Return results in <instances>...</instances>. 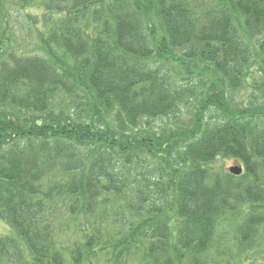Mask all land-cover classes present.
<instances>
[{
	"label": "trees",
	"instance_id": "obj_1",
	"mask_svg": "<svg viewBox=\"0 0 264 264\" xmlns=\"http://www.w3.org/2000/svg\"><path fill=\"white\" fill-rule=\"evenodd\" d=\"M263 54L264 0H0V264H264Z\"/></svg>",
	"mask_w": 264,
	"mask_h": 264
},
{
	"label": "rangeland",
	"instance_id": "obj_2",
	"mask_svg": "<svg viewBox=\"0 0 264 264\" xmlns=\"http://www.w3.org/2000/svg\"><path fill=\"white\" fill-rule=\"evenodd\" d=\"M31 12H33L35 14H41L42 10L41 9H39V10L33 9V11H31ZM12 16L14 19L18 18L13 13H12ZM31 36L32 37H30L28 35V33L24 32V34H22L18 38L19 44L24 46L23 48H21L19 46V50L30 49L31 44L32 45L36 44L35 34H31ZM263 56H264V54H263ZM254 70L256 71L255 73L259 76L260 70H262V69L256 65L254 67ZM196 72H197V74L200 73V71H198V70ZM211 82L213 84L215 82V79H212ZM254 89L255 88L251 83L246 82V84L242 88H240L236 91H232V94H233V97L236 99L237 102H239V103L241 102L242 104L244 103V104L248 105V104H250L251 101H254V99H255V95L252 96ZM198 91H200V90H198ZM195 101L196 100H194L193 98L192 99H184L182 102L183 111H182L181 115L177 116L176 118H169V119L168 118H164V119L159 118L158 120L150 121V123L147 124V127H148V129H151L154 132V136L151 138L155 139V137L158 138V136H161L160 134H162L164 132V130H161L164 124L168 125L170 123V125H171L174 123L173 124V125H175L174 129H173L174 133L170 132L169 134L171 136H173L172 139L175 140L177 142V144H180L181 142H183L184 141V138H183L184 134L187 135L186 129L193 125V120L195 119V115H196L195 112H196V108L198 107V103H196ZM56 102L58 103V105H62L63 107H66V100H65L64 96L58 95ZM108 117L110 118V120L112 122V114ZM143 126H144L143 122L140 123V127H143ZM159 130H161V131H160V133L157 134L158 136H156L155 133H157ZM149 135H150V133H147L144 131L142 132V135L139 134L140 137L141 136L149 137ZM166 135H168V134L166 133ZM165 157H166L165 159H159V160L161 162L168 164V160H169L170 156L166 155ZM237 164H241V162L238 160H235V159H228L225 161L219 160V161L213 163L212 166L214 168H217V169H224L225 171L228 172L229 168L232 165H237ZM232 204H233V202H232ZM227 229L233 230V227L228 228L227 224H222L221 227L218 228V230L216 231L217 237L215 235L216 238H215L214 245L217 244V242H218L217 238L225 245L226 237L229 238L228 235L226 234ZM10 232H11V228L8 225V223L0 220V234H9ZM263 233H264V228L260 231L259 236H261V242H260V245L258 243L257 246H261L263 244V241H262V239L264 237ZM234 234L235 233H233V237H234ZM223 250H225V249L223 248ZM251 251H252V249L247 251V252L237 253L236 259H234L231 264H257V263H259L258 259L255 260L254 258H251V256H252L251 254L258 253V249H255L254 252H251ZM205 253L207 254L208 252H205ZM205 257L211 259L212 258L211 253L209 252L207 255H205ZM218 258H219V260L225 259L224 257H220V256Z\"/></svg>",
	"mask_w": 264,
	"mask_h": 264
},
{
	"label": "water",
	"instance_id": "obj_3",
	"mask_svg": "<svg viewBox=\"0 0 264 264\" xmlns=\"http://www.w3.org/2000/svg\"><path fill=\"white\" fill-rule=\"evenodd\" d=\"M229 170H230V173H232L233 175H237V176L241 175L243 172V168L241 165H234L230 167Z\"/></svg>",
	"mask_w": 264,
	"mask_h": 264
}]
</instances>
